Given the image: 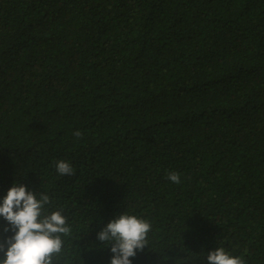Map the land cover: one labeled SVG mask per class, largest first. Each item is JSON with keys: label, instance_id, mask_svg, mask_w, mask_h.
<instances>
[{"label": "trees", "instance_id": "16d2710c", "mask_svg": "<svg viewBox=\"0 0 264 264\" xmlns=\"http://www.w3.org/2000/svg\"><path fill=\"white\" fill-rule=\"evenodd\" d=\"M14 180L63 209L69 264H109L122 211L152 222L132 264H264V0H0V195Z\"/></svg>", "mask_w": 264, "mask_h": 264}, {"label": "clouds", "instance_id": "9594fccd", "mask_svg": "<svg viewBox=\"0 0 264 264\" xmlns=\"http://www.w3.org/2000/svg\"><path fill=\"white\" fill-rule=\"evenodd\" d=\"M80 135L78 129L73 132L75 137ZM54 167L59 176H70L74 171L72 164L63 159L56 160ZM167 179L180 182L174 171L168 173ZM50 204L47 193L32 191L17 180L0 195V264H69L72 257L65 240L72 229L63 209L50 211ZM151 231L149 219L122 211L96 232V239L101 249L110 246L109 264H132L131 257L146 247L149 249ZM199 258L201 264H245L241 256L223 246H216ZM79 260L83 264L80 251ZM191 261L183 256L175 258L173 264Z\"/></svg>", "mask_w": 264, "mask_h": 264}]
</instances>
